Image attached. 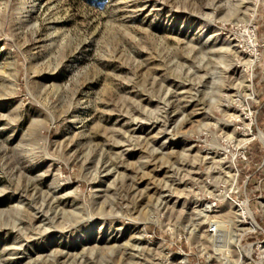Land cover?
I'll return each instance as SVG.
<instances>
[{
  "label": "rangeland",
  "instance_id": "rangeland-1",
  "mask_svg": "<svg viewBox=\"0 0 264 264\" xmlns=\"http://www.w3.org/2000/svg\"><path fill=\"white\" fill-rule=\"evenodd\" d=\"M0 264H264V0H0Z\"/></svg>",
  "mask_w": 264,
  "mask_h": 264
},
{
  "label": "bare ground",
  "instance_id": "bare-ground-1",
  "mask_svg": "<svg viewBox=\"0 0 264 264\" xmlns=\"http://www.w3.org/2000/svg\"><path fill=\"white\" fill-rule=\"evenodd\" d=\"M239 218L244 219V217L241 216V215H240ZM238 222H239V225L246 224V222H245L244 220H241V221H238ZM238 231H239V233L235 234V235H236V242L239 240L240 236L243 234V229H240V228H239ZM238 231H237V232H238Z\"/></svg>",
  "mask_w": 264,
  "mask_h": 264
}]
</instances>
